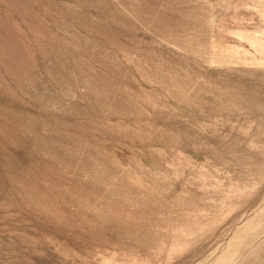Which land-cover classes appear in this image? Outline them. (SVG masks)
I'll list each match as a JSON object with an SVG mask.
<instances>
[{
    "label": "rangeland",
    "instance_id": "rangeland-1",
    "mask_svg": "<svg viewBox=\"0 0 264 264\" xmlns=\"http://www.w3.org/2000/svg\"><path fill=\"white\" fill-rule=\"evenodd\" d=\"M0 264H264V0H0Z\"/></svg>",
    "mask_w": 264,
    "mask_h": 264
}]
</instances>
